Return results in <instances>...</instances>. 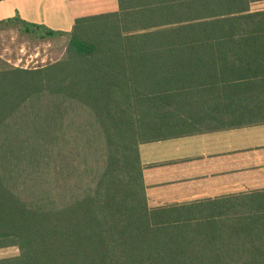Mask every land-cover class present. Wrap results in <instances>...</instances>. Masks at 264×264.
<instances>
[{
    "label": "trees",
    "instance_id": "16d2710c",
    "mask_svg": "<svg viewBox=\"0 0 264 264\" xmlns=\"http://www.w3.org/2000/svg\"><path fill=\"white\" fill-rule=\"evenodd\" d=\"M128 1L70 33L0 22L71 38L59 62L0 70V264H264V189L152 206L140 152L264 125V11ZM72 131L87 135L72 139L87 149L89 182L66 201Z\"/></svg>",
    "mask_w": 264,
    "mask_h": 264
},
{
    "label": "crops",
    "instance_id": "0c3cea01",
    "mask_svg": "<svg viewBox=\"0 0 264 264\" xmlns=\"http://www.w3.org/2000/svg\"><path fill=\"white\" fill-rule=\"evenodd\" d=\"M120 11V0H1L0 22L19 17L70 33L79 18ZM252 11H264V0H253ZM140 152L152 206L264 189V125L144 144Z\"/></svg>",
    "mask_w": 264,
    "mask_h": 264
},
{
    "label": "rangeland",
    "instance_id": "374dc122",
    "mask_svg": "<svg viewBox=\"0 0 264 264\" xmlns=\"http://www.w3.org/2000/svg\"><path fill=\"white\" fill-rule=\"evenodd\" d=\"M43 31L26 32L21 26H0V70L16 67L28 70L43 68L59 62L66 57L70 44V37H44ZM71 119H76L83 125L87 119L85 111L71 113ZM75 117V118H74ZM69 119V118H68ZM84 133L67 132L70 137L63 156V173L59 191L65 194L63 198L69 201L80 189H85L89 182L81 172L85 169L84 158L88 161L89 155L84 147L83 139L75 144L72 137H85ZM93 158V162H97ZM82 191V190H81ZM67 193V194H66Z\"/></svg>",
    "mask_w": 264,
    "mask_h": 264
}]
</instances>
